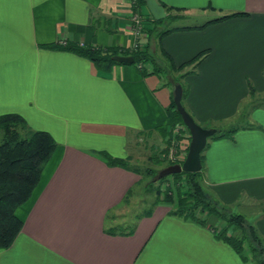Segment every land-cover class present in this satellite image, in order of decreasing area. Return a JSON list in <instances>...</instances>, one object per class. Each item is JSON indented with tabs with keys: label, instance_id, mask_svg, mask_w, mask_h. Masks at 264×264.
Instances as JSON below:
<instances>
[{
	"label": "crops",
	"instance_id": "1",
	"mask_svg": "<svg viewBox=\"0 0 264 264\" xmlns=\"http://www.w3.org/2000/svg\"><path fill=\"white\" fill-rule=\"evenodd\" d=\"M158 1L184 8L180 20L188 26L243 15L161 39L148 35L142 45L169 67L166 74L123 63L102 72L48 45L129 50L132 16L146 12L136 0H0V115L18 113L57 142L32 196L16 211L23 228L0 249V264H263L252 255L243 260L214 228L172 215L163 203L128 224L135 225L132 234L107 232L140 175L95 152L129 158L139 137L163 139L181 84L183 105L197 123L217 132L238 128L208 139L203 184L232 212L255 214L264 238V209H250L264 203V0ZM180 141L185 150L189 134L182 131Z\"/></svg>",
	"mask_w": 264,
	"mask_h": 264
},
{
	"label": "trees",
	"instance_id": "2",
	"mask_svg": "<svg viewBox=\"0 0 264 264\" xmlns=\"http://www.w3.org/2000/svg\"><path fill=\"white\" fill-rule=\"evenodd\" d=\"M146 9V12L141 13L145 17V31L149 36L157 35L158 38H163L165 35L179 30L189 28H203L206 25L218 21H223L228 18L243 15V13H233L214 18L203 25L197 26H179L174 22L184 18V8L170 7L162 2H159L165 7L167 16L164 19L156 20L153 18L144 0H136ZM139 9V5L135 10ZM137 13V11H136ZM155 24L150 27L149 24ZM148 24V25H147ZM162 24H166L161 26ZM50 48H61L72 51L80 56H83L96 65V67L106 72L116 64H122L114 60L115 55H133L135 57L134 65L139 68L143 74H148L149 66L155 72H165L169 67H165L156 62L153 53L150 50V45L139 48L123 50L113 47H92L82 46L78 44H67L60 46L58 44L48 45ZM202 54H198L193 60L196 61ZM172 66V63H171ZM175 67V66H174ZM185 65L180 66L178 70L184 69ZM186 74H181L177 79L184 77ZM186 89H184V96ZM178 125H184L181 114L177 110L175 103L172 104L168 121L163 127L166 133L172 134ZM238 130L237 127L218 130L212 138L230 137ZM0 249L9 248L18 234L23 228V221L17 215V209L27 202L36 189L42 172L50 161L56 147L57 142L54 137L47 131L35 130L30 127L26 119L18 113H6L0 115ZM178 138V136H177ZM190 138V136H189ZM171 138H168V141ZM189 148V143L186 151ZM108 165L121 166L132 169L129 164V158H118L110 155L106 151L95 152ZM204 155L202 153V163L204 164ZM185 158L179 161L168 162L167 165L183 163ZM203 168L197 173L182 172L164 177L157 175L156 199L151 207L145 209L141 214L136 216L139 219L143 216L150 215L155 205L163 203L169 205L170 214L183 219L192 220L200 225L214 228L217 231V236L230 244L243 258L249 260L250 255L245 252L246 243L253 240L259 244L258 247H252V253L255 257L258 250L262 254L264 248L262 239L258 235L253 224L246 221L243 214L235 213L228 208L214 202L206 192L203 185ZM136 173H142L137 167L133 169ZM151 175L158 174L155 171H148ZM153 175V176H154ZM171 183V184H168ZM166 184V185H165ZM154 186V184H153ZM128 192L124 202H128L131 196ZM217 217L221 224L220 228L213 227L209 223V217ZM135 225L116 224L108 228L110 234L123 233L126 235L134 232ZM259 248V249H258ZM254 250V251H253ZM263 262V261H262Z\"/></svg>",
	"mask_w": 264,
	"mask_h": 264
},
{
	"label": "rangeland",
	"instance_id": "3",
	"mask_svg": "<svg viewBox=\"0 0 264 264\" xmlns=\"http://www.w3.org/2000/svg\"><path fill=\"white\" fill-rule=\"evenodd\" d=\"M188 23H190L188 20H180V21L177 20L174 22L175 25H186ZM131 65H134V64H131ZM168 71L169 70L167 69V71H165L164 74H166ZM164 77H166V75H164ZM236 123H237L236 126L245 125L244 120H240V121L237 120ZM182 131L187 132L190 136V133L186 128L178 130V127H176L172 134L166 133L164 131L163 139L159 137L157 139L148 140L145 137H139L135 144V147L134 146L133 148L131 147L130 149L131 155L129 156V160H130L129 164L130 166H133L135 168L137 167L138 169L141 170L142 173L141 174L139 173L140 181L131 190L132 192H131V196L128 202H125L124 205H122L123 207L121 209L113 212V216H112L113 218H111V216L109 217L110 225L117 224L116 222H121V224L123 225L131 224L137 215L141 214L145 209L151 207V205L154 203L156 199V189H157L156 180L158 177L157 175H159L162 169L169 166L167 165L168 162H172L171 160L172 158H170L172 153L177 156H180L181 153L186 154L188 151V150L186 151V148L185 150L181 149L182 147L181 143H179L178 145V150L174 149L173 151L172 150L173 148L171 147L173 144L177 143V140L180 141V138L182 137ZM169 137L171 139L168 141ZM1 138H2V135L0 136V141H1ZM189 143H190V138H189ZM183 158H185V156H183ZM181 159L179 158V160ZM179 160L177 159V161ZM152 170L158 174L151 175L150 173H148V171H152ZM171 183L168 182V184H171ZM204 188L206 192L208 193L205 185H204ZM213 201L216 202L215 200ZM251 208L252 209L254 208L253 210L255 211L258 209H264V203L257 202L253 206H250V209ZM244 216L246 217V221L249 224H253L254 222L257 221V219H255L256 215L253 214L252 212H246ZM220 224L221 222L220 223L215 222L216 227L219 226L220 228ZM261 239L263 242L262 246L264 248V238L261 237ZM250 244L254 245L255 247H258L259 244L257 242L255 243L253 240H250L249 242L247 241V243L245 244L246 245L245 252L253 256V253L251 250L253 246H251ZM258 251L259 252L258 254H256L254 259L264 264V251L262 254L260 253V250Z\"/></svg>",
	"mask_w": 264,
	"mask_h": 264
},
{
	"label": "water",
	"instance_id": "4",
	"mask_svg": "<svg viewBox=\"0 0 264 264\" xmlns=\"http://www.w3.org/2000/svg\"><path fill=\"white\" fill-rule=\"evenodd\" d=\"M149 12L156 20L164 19L167 12L158 0H144ZM114 60L123 64H134L135 57L133 55H115ZM183 87L177 84L174 91V103L177 110L181 114L185 126L190 133V143L187 154L183 163L172 164L162 169L159 177H164L176 173L192 172L197 173L202 170V153L206 148L208 139L217 133V129L206 128L196 122L193 116L188 112L182 102Z\"/></svg>",
	"mask_w": 264,
	"mask_h": 264
},
{
	"label": "built area",
	"instance_id": "5",
	"mask_svg": "<svg viewBox=\"0 0 264 264\" xmlns=\"http://www.w3.org/2000/svg\"><path fill=\"white\" fill-rule=\"evenodd\" d=\"M144 21H145V18L139 14V13H135L133 14L132 16V28H131V33H132V43H131V46L130 48L131 49H139V48H142L143 45H142V41L144 39L147 38L148 36V33L145 31V26H144ZM178 127V130L180 129H187L188 128L184 125H179L177 126ZM189 131V130H188ZM180 141L177 140V143L176 144H173L171 147L173 148L172 150L174 151L175 150H178V145H179ZM176 153V152H175ZM183 153L180 154V156H177L175 154H171V157L172 158L171 160L172 161H177V159L179 160V158H183V156H186V154L182 155ZM182 155V156H181Z\"/></svg>",
	"mask_w": 264,
	"mask_h": 264
}]
</instances>
